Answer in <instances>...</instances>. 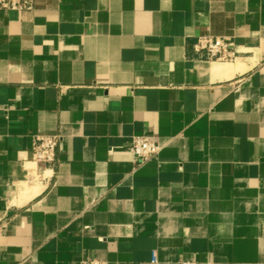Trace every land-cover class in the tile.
I'll list each match as a JSON object with an SVG mask.
<instances>
[{
	"label": "crops",
	"instance_id": "crops-1",
	"mask_svg": "<svg viewBox=\"0 0 264 264\" xmlns=\"http://www.w3.org/2000/svg\"><path fill=\"white\" fill-rule=\"evenodd\" d=\"M233 42L205 60L199 36ZM153 136L135 165L132 136ZM59 136L39 168V137ZM264 264V0L0 12V264Z\"/></svg>",
	"mask_w": 264,
	"mask_h": 264
},
{
	"label": "built area",
	"instance_id": "built-area-1",
	"mask_svg": "<svg viewBox=\"0 0 264 264\" xmlns=\"http://www.w3.org/2000/svg\"><path fill=\"white\" fill-rule=\"evenodd\" d=\"M34 0H0V12H25L33 9ZM195 52L202 54L207 61L232 62L236 58L233 42L229 39L199 36L193 46ZM59 136L39 137L30 152L31 161L39 168L52 166L56 161ZM159 145L153 136H132L128 150L133 156L135 165L140 166L155 158L159 153ZM81 264H106L95 258L84 260ZM180 264H196L195 262H181ZM204 264H217L207 261Z\"/></svg>",
	"mask_w": 264,
	"mask_h": 264
}]
</instances>
